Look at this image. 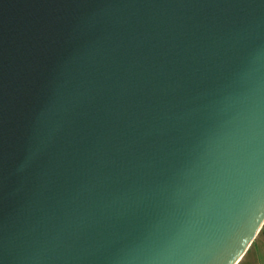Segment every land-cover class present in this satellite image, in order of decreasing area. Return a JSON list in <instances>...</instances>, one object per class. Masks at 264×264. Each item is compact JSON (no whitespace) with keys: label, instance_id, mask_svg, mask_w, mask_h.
I'll list each match as a JSON object with an SVG mask.
<instances>
[{"label":"water","instance_id":"1","mask_svg":"<svg viewBox=\"0 0 264 264\" xmlns=\"http://www.w3.org/2000/svg\"><path fill=\"white\" fill-rule=\"evenodd\" d=\"M264 227V0H0V264H239Z\"/></svg>","mask_w":264,"mask_h":264},{"label":"rangeland","instance_id":"2","mask_svg":"<svg viewBox=\"0 0 264 264\" xmlns=\"http://www.w3.org/2000/svg\"><path fill=\"white\" fill-rule=\"evenodd\" d=\"M257 252H261L263 259H264V236H259L257 238V241L252 248V250L249 252L247 255L246 259L244 260L243 264H253L254 263V258L257 255ZM262 263V261H261Z\"/></svg>","mask_w":264,"mask_h":264},{"label":"crops","instance_id":"3","mask_svg":"<svg viewBox=\"0 0 264 264\" xmlns=\"http://www.w3.org/2000/svg\"><path fill=\"white\" fill-rule=\"evenodd\" d=\"M259 237V236H258ZM257 237V238H258ZM257 239L254 241V243L252 244V246L250 247L249 251L246 253V255L243 257V259L241 260V262L239 264H243L244 260L246 259L247 255L249 254V252L252 250V248L254 247L255 243H256ZM262 261V263H261ZM253 264H264V259L263 256L261 254V252H257V255L254 258V263Z\"/></svg>","mask_w":264,"mask_h":264},{"label":"trees","instance_id":"4","mask_svg":"<svg viewBox=\"0 0 264 264\" xmlns=\"http://www.w3.org/2000/svg\"><path fill=\"white\" fill-rule=\"evenodd\" d=\"M261 235L264 236V227H263V229H262V231H261L259 236H261Z\"/></svg>","mask_w":264,"mask_h":264}]
</instances>
